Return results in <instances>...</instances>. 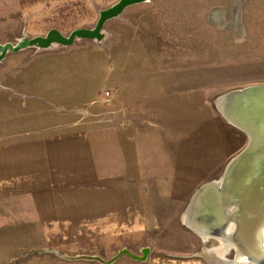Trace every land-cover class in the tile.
I'll list each match as a JSON object with an SVG mask.
<instances>
[{"label":"crops","instance_id":"crops-1","mask_svg":"<svg viewBox=\"0 0 264 264\" xmlns=\"http://www.w3.org/2000/svg\"><path fill=\"white\" fill-rule=\"evenodd\" d=\"M106 1L15 0V5L22 19L83 5L96 21L98 10L114 2ZM125 39L124 32H116L101 55L102 90L95 85L91 90L78 87L77 97L68 99L74 102L66 107L56 103L63 112L54 122L0 133V233H5L0 234V264H20L24 259L18 249L26 240L19 232L25 229L26 215L39 232L91 229L99 231L98 238L108 247L139 250L157 245V232L164 230L173 213L176 228L192 233L202 245L200 251L174 255L149 250L145 264H204L208 256L201 250L212 239L211 247L220 249L217 262L234 260L233 244L202 239L188 227L186 208L203 183L218 179L247 136L219 116L205 86L187 83L185 74L169 78L164 62H155L151 53L130 54L134 48ZM25 51L17 52L23 57L40 53ZM1 83L10 92L2 96L7 102L16 96L22 107L28 102L55 104ZM169 205L174 208L166 211Z\"/></svg>","mask_w":264,"mask_h":264},{"label":"rangeland","instance_id":"rangeland-1","mask_svg":"<svg viewBox=\"0 0 264 264\" xmlns=\"http://www.w3.org/2000/svg\"><path fill=\"white\" fill-rule=\"evenodd\" d=\"M63 8L50 15L31 17L27 14L22 19L15 0H0V42H15L24 32L41 34L52 26L64 33L95 22L92 11L87 12L83 5ZM102 29L109 33L103 45L79 40L64 50L52 47L54 51L34 56L23 57L24 53L17 52L4 57L0 62V133L36 129L54 122L60 116L57 113L63 112L59 108L61 105L55 107L56 103L66 107L74 102L68 99L77 97L78 87L91 90L96 86L102 90L101 55L107 53L116 32L125 33V42L134 48L130 54L142 57L151 53L155 62L160 60L164 62L162 65L169 67V78L185 74L187 83L205 86L209 95L214 96L212 100L228 88L254 82L264 84V0H147L130 4L116 19H108ZM25 50V55L34 54L31 47ZM138 61L145 59L138 58ZM1 82L26 94L43 95L55 104L46 101L34 106L28 102L22 107L16 96L7 102L6 96H2L10 92L2 88ZM27 204L26 208L31 210ZM172 208L169 205L165 209ZM169 216L162 226L164 230L157 232L158 238L153 241L157 245H152L148 251L174 255L199 252L202 246L199 241L192 233L177 229L175 215L169 213ZM10 219L15 220V216ZM25 221V229L19 231L20 236L26 238L18 249L24 253L20 264H103L93 260L69 261L61 254L91 253L109 259L123 248L104 245L98 238L99 231L45 229L39 232L33 229L35 223L31 217L26 215ZM212 245H215L214 240L206 249L212 248L216 255L220 249L217 251ZM126 248L140 255L138 248ZM204 249L201 250L203 254ZM148 255L147 252L144 260L121 255L112 264H145ZM209 262L204 260V264H212Z\"/></svg>","mask_w":264,"mask_h":264},{"label":"water","instance_id":"water-1","mask_svg":"<svg viewBox=\"0 0 264 264\" xmlns=\"http://www.w3.org/2000/svg\"><path fill=\"white\" fill-rule=\"evenodd\" d=\"M145 1L147 0H115L107 7L98 10L95 23L89 27L79 26L72 30L70 29L64 34L55 28H50L45 33L37 36H29L24 33L15 42H0V61L7 54L17 51L21 52L29 47L34 49V53H38L43 50H50L52 47L64 48L83 39L92 40L98 44L102 43L109 34L105 29H102L108 19H116L130 4H138ZM214 107L223 120L233 124V127L238 130L240 129L246 134L247 139L240 151L228 159V163L223 168L218 179L210 183H203L191 195L186 214L188 219L191 220L193 211L196 219L194 221L198 225H202L200 220L204 221V219L209 217L212 218L213 214L208 208L203 207L205 204L203 201L206 199L207 193L219 194L224 199H232V202L227 206L230 219L225 223L228 226V238L223 239L218 233L211 235L206 230L199 231L191 221H189V227L202 239L204 237H212L221 239L227 244H233L235 258L231 264H244L245 262L257 264L246 254L238 252L236 236L233 237V235L236 231H239V224H242L243 221L249 223L248 205L250 204L247 193L253 191L255 185L261 184V188L254 200H252V207L257 205L263 207L264 203L262 198L264 196V84L254 82L238 86V88H228L216 97ZM260 223H262V228H264V220H260ZM231 225L233 226L232 229ZM261 238L262 240L264 239L262 235ZM148 249V247L140 248V255L137 256L125 247L118 249L109 259L102 258L100 255H92L91 253L73 254V256L63 253L61 257L67 260H93L103 264H112L121 255H128L134 260H144Z\"/></svg>","mask_w":264,"mask_h":264},{"label":"bare ground","instance_id":"bare-ground-1","mask_svg":"<svg viewBox=\"0 0 264 264\" xmlns=\"http://www.w3.org/2000/svg\"><path fill=\"white\" fill-rule=\"evenodd\" d=\"M215 22H217V21H215ZM259 185H260V187H259ZM259 185H255L253 191H250L247 193L248 199H249V204H250V205H248L249 206L248 212H249V217H250V218H248L249 223L247 221H243L242 224H239L238 225V226H240L239 231H236L234 233L233 237L236 236L237 248H238V252L240 254H241V252L244 255L246 254L248 257L251 258L252 261L256 262L257 264H264V239L262 240V238H261V235L264 238V228H262V223H260V220H264V203H263V207H259L258 205L256 207H252V200H254L255 196L258 194L259 189L261 188V184H259ZM242 194H244V193H242ZM242 194H240V195H242ZM205 197H206V199L203 201V203H205L203 205V207L208 208L210 210V212L213 213L212 218L209 217L208 219H204V221L200 220V223L202 225H198L197 222L194 221L196 219H195L193 211H192L190 221L192 222L194 227H196L197 230H199V231L206 230L207 232L211 233V235L214 233H216V234L218 233V235L222 236L223 239H227L228 238V236H227L228 226H226L225 223L228 222V219H230V215L227 211V206H229V203L232 202L231 201L232 199H230V198L224 199L221 197V195L212 194V193H207V196H205ZM262 198H263V202H264V196H262ZM183 213H185V212H183ZM188 229H190V228H188ZM212 240H214V239H212ZM215 241H217V240H215ZM211 249L212 248H210V249L205 248L203 251L204 255L208 256V259H207L208 262L211 261L212 264H226V263L222 262L223 260H220V259H219L220 260L219 262L215 261L216 256L212 253ZM217 251H218V248H217ZM217 254H218V252H217Z\"/></svg>","mask_w":264,"mask_h":264},{"label":"built area","instance_id":"built-area-1","mask_svg":"<svg viewBox=\"0 0 264 264\" xmlns=\"http://www.w3.org/2000/svg\"><path fill=\"white\" fill-rule=\"evenodd\" d=\"M104 94L106 95V94H107V91H106V92H104Z\"/></svg>","mask_w":264,"mask_h":264}]
</instances>
